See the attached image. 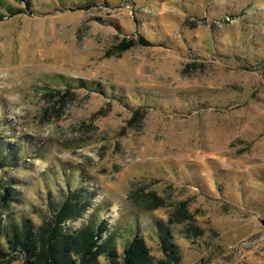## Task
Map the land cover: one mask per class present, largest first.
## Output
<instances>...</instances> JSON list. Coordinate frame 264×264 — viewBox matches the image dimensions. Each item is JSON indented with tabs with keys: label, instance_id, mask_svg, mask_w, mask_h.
<instances>
[{
	"label": "rangeland",
	"instance_id": "1",
	"mask_svg": "<svg viewBox=\"0 0 264 264\" xmlns=\"http://www.w3.org/2000/svg\"><path fill=\"white\" fill-rule=\"evenodd\" d=\"M0 1L1 224L76 187L64 232L96 213L118 254L137 233L155 263L264 264V0Z\"/></svg>",
	"mask_w": 264,
	"mask_h": 264
},
{
	"label": "trees",
	"instance_id": "2",
	"mask_svg": "<svg viewBox=\"0 0 264 264\" xmlns=\"http://www.w3.org/2000/svg\"><path fill=\"white\" fill-rule=\"evenodd\" d=\"M2 5L3 1H0V6ZM6 11L15 12L11 7H6ZM131 46L132 41L123 42L119 50L123 51ZM82 193L81 189L68 187L66 190L61 189L57 193V198L55 196L52 199L47 198L48 212L41 220L43 225H33L29 218L23 216L17 220L8 218L4 224L0 223V260L5 259L16 249L30 257L31 261L28 264H95L100 257L107 260L119 257L122 258V264L168 263L166 260L151 262L145 240L137 233L127 237L121 253L118 254L117 240L121 237L117 234L125 227H116L108 231L106 223L100 221L96 213L92 214L80 228L64 232L61 223L78 218L86 205L87 201ZM11 196L12 193L6 190V194L0 198L8 200ZM171 223L170 221L162 225L156 222L155 225L166 255L177 260L179 253L173 242L172 230L169 228ZM132 226L130 225V230ZM4 245L9 250H4Z\"/></svg>",
	"mask_w": 264,
	"mask_h": 264
}]
</instances>
